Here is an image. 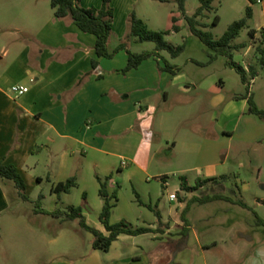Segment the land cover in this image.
I'll return each instance as SVG.
<instances>
[{"label": "crops", "instance_id": "0c3cea01", "mask_svg": "<svg viewBox=\"0 0 264 264\" xmlns=\"http://www.w3.org/2000/svg\"><path fill=\"white\" fill-rule=\"evenodd\" d=\"M190 1H186L185 9L188 15H193L200 0L193 10L189 9ZM166 4L179 8L177 0H111L115 16L110 50L126 37L132 13L150 28V22L154 19L156 24L159 18L150 16L148 7ZM81 5L101 7L102 0H82ZM251 9L254 17L255 11ZM174 12L167 13L166 23L174 18L179 21ZM54 14L45 19V25L36 35V51L26 47L10 66L0 65V163L18 168L28 196V200H24L13 181L0 177V215L8 214L6 221L16 229L36 231V227L25 220L28 212H25L23 201L35 202L37 207L33 214L50 217L53 223L59 222L60 227L68 221L49 213L81 206L83 215L87 216L86 223L108 234L100 221L89 220L86 206L93 208L92 214L99 217L104 203L98 177L111 176L110 193L120 185L127 192L126 198L119 196L115 202L111 223L127 221L151 232L141 236L122 234L108 252L93 248V258L86 264H209L206 256L193 259L186 256L191 241L185 251L174 255L172 242L181 238L185 225L183 211L195 196L190 193L181 200L178 196L180 186L169 192L166 174L151 172L156 163L165 165L158 159L161 143L155 144L153 138L161 140L164 122L170 119L173 122L169 114L161 112L170 100L169 88L178 84L181 97L191 90L184 82L186 77L182 69L179 67L180 71L172 75L156 67L150 58L137 69L124 73L128 64V54L124 50L113 58L98 59L99 66L94 69L96 37L82 32L70 19H58ZM11 54L4 49L0 60L9 59ZM13 85L27 86L29 92L15 97L9 91ZM237 99L226 105L221 118L239 113L258 117L250 112L245 97ZM211 103L214 108L220 107L224 98L213 97ZM239 103L241 108L236 107ZM163 139L173 153L179 142L172 141L171 145L168 137ZM198 151V160L207 161L206 151L200 147ZM224 164L215 156L213 162L199 170L195 181L227 176L219 170L225 168ZM71 177L77 178L78 187L58 197L55 188ZM171 194H176L177 199L172 201ZM73 195L76 202H67ZM12 202L16 203L15 207ZM195 204L199 203L189 206L186 216L189 226L191 208ZM3 227L0 224V234ZM57 242V238L52 240L54 246ZM158 247L161 255H146ZM102 251L106 254L103 258ZM56 262L53 263L61 264ZM239 263L264 264V246L256 255Z\"/></svg>", "mask_w": 264, "mask_h": 264}, {"label": "rangeland", "instance_id": "374dc122", "mask_svg": "<svg viewBox=\"0 0 264 264\" xmlns=\"http://www.w3.org/2000/svg\"><path fill=\"white\" fill-rule=\"evenodd\" d=\"M197 4V0H191L189 9L193 10ZM248 6L253 8L255 16L234 41V45L246 46L235 51L233 57V61L248 72L250 68L257 72L254 77L248 74L247 84L243 82L240 72L228 65L227 57L219 55L211 60L215 52L191 33L186 17L178 7L168 4L148 7L150 16L159 18L156 24L154 19L150 22V29L170 30L171 33L166 36L167 41L175 45L185 43V50L180 56L173 58L167 51L161 52V55L182 69L186 77L184 82L191 88L184 97L178 91V84L169 88L170 100L161 112L169 114L168 117H172L173 122L171 119L164 122L161 140L152 137L155 144L161 143L158 159L165 165L158 166L156 163L157 166L151 172L166 174L170 183L169 192H173L180 186L181 175L187 177L192 186L195 185L199 170L213 162L216 156L225 162V168L219 169L220 172L227 173L225 181L222 180L225 187L209 184L207 188L192 195L200 197L222 193L246 205L243 207L217 200L192 206L188 229L191 247L186 256L190 259L206 256L209 264H214L215 260L219 261L218 264H241L239 261L256 255V251L264 246V225L258 222L260 219L264 221V116L239 113L224 119L220 117L228 103L248 96L264 112V64L259 51L262 47L261 32L264 29V0L261 3L256 0L216 1L214 9L202 18V22L206 24L202 30L210 32L214 39H220L233 22L246 17ZM174 10L179 18L176 23L181 29L179 32L173 31V20L169 23L165 21L167 13ZM53 14L51 0H0V57L4 49L12 53L9 59L0 60V65L10 66L13 59L22 54L26 47L36 51V35L45 25V19ZM216 16L220 20L214 25ZM251 29L258 31L255 37L251 36ZM129 49L134 53L154 51L155 44L132 40ZM152 61L156 67L164 65L156 58ZM218 96L224 98V103L214 108L211 99ZM241 105L239 103L236 107L241 108ZM167 137L171 140V145L172 141L179 142L173 153L169 152L171 146L163 139ZM199 147L206 151L207 161L198 160ZM125 194L127 192L122 185L118 186V198H126ZM67 202L74 204L75 196L67 198ZM94 202L92 200L93 206ZM23 203L25 212H28L25 220L35 226L36 231L16 229L6 221L8 214L0 215V224L4 226L0 234V264H55L54 260L61 264L90 262L95 252L93 236L78 224L79 221H68L60 227L59 222L53 223L50 217H36L33 214L37 207L35 202ZM15 206L16 203L12 202V207ZM86 208L90 212L89 220L100 223V215L97 218L92 214L93 208L88 205ZM15 218L13 219L16 220ZM21 221L17 222L22 223ZM55 238L59 241L56 246L52 243ZM215 241L218 242L217 245ZM207 244L210 247H200ZM155 253L162 254L159 247L146 255L154 256ZM100 255L103 258L106 254L102 251Z\"/></svg>", "mask_w": 264, "mask_h": 264}, {"label": "trees", "instance_id": "16d2710c", "mask_svg": "<svg viewBox=\"0 0 264 264\" xmlns=\"http://www.w3.org/2000/svg\"><path fill=\"white\" fill-rule=\"evenodd\" d=\"M82 0H51V7L54 9V15L58 19H70L82 32L92 34L96 37L95 51L97 59L92 61L93 67L98 68L100 58H113L116 53L120 51H126L128 54V64L123 70V72H128L134 69H137L144 61L150 58H156L159 63L164 65L160 66L162 71L169 72L172 75H176L180 68L174 66L169 61L164 59L161 55V52L167 51L173 58L180 56L185 50V43L182 45H175L166 40L171 31L170 30H152L148 27L146 22L140 19L135 13H132L128 20V33L126 37L120 41L117 46L110 50L109 42L113 34L114 27V16L115 11L111 6V0H102L101 7H91L85 8L81 5ZM187 0H177L179 9L183 12L186 17L191 33L201 39V41L208 46L211 50L215 52V55H212L211 60H214L217 56H225L229 59L228 65L232 68L237 69L242 75L243 82L248 83V74H251L253 77L257 75V72L250 68L249 72L242 66L238 65L233 61L234 52L239 51L244 48L246 45L238 44L234 45V41L240 36L242 31L248 27L249 20L253 17V12L251 7H247L246 17L233 22L224 33L220 39H214L213 35L210 32L203 31L202 28L206 27V24L202 22V18L206 16L207 12H210L214 9V3L219 0H200V6L196 12L189 16L186 14L185 3ZM220 18L216 16L213 24H218ZM174 32H179L181 29L176 25L178 19L174 18ZM258 31L255 29L250 30L252 37H255V34ZM262 35V47L259 48L261 53V62L264 64V29L261 32ZM138 41L141 43H154V51H144L141 53H134L129 49V43L132 41ZM249 86V85H248ZM248 100L250 107V112L256 114L260 117L264 116L262 112L253 102L251 96L245 97ZM18 168L13 165H4L0 163V177L4 179L11 180L18 187L19 194L24 200H28L26 195V186L23 182L21 175L18 173ZM227 176H222L220 178H207L197 180L195 185H190L187 177L181 176L180 179V191L178 196L183 200L186 194L194 193L199 191L203 186L206 185H220L225 187L224 182ZM112 177L108 176L105 178L98 177L100 183V196L103 199V209L100 214L101 224L104 225L108 234L101 232L100 230L89 226L86 223V218L83 215V207H70L68 211L61 212L55 211L49 213L52 216L57 218H62L64 221H72L79 219L81 227L86 231L90 232L93 235V248L103 250L108 252L112 244L119 238L122 234L127 235H140L151 232L148 228H136L127 221H121L117 224L110 222V217L112 215V210L116 205L118 200L117 188L114 189L112 193L109 191V182ZM223 180V181H222ZM77 178L71 177L64 183H59L55 188V193L60 197L62 193H69L71 190L77 186ZM183 193V195H182ZM225 200L232 202L234 204H239L243 207L246 205L243 202L235 201L230 196H225L222 193H217L213 195H203L195 196L190 199L187 203L186 208L183 211V221L185 225L181 230V238L177 241L172 242L174 244L173 251L174 253L181 252L186 249L188 246V229L189 224H187V213L189 211V206L194 203L206 204L209 202ZM264 204V200L262 201ZM156 215L160 217V214L155 211ZM259 224L264 225L263 220L258 221Z\"/></svg>", "mask_w": 264, "mask_h": 264}, {"label": "built area", "instance_id": "2783aa9c", "mask_svg": "<svg viewBox=\"0 0 264 264\" xmlns=\"http://www.w3.org/2000/svg\"><path fill=\"white\" fill-rule=\"evenodd\" d=\"M257 3H261V0H256ZM9 91L12 95H14L15 97H20L21 95H24L26 93L29 92V87L24 86V85H13L9 88ZM123 165H126V163L124 162ZM170 199L172 201L177 199V195L176 194H171L170 195Z\"/></svg>", "mask_w": 264, "mask_h": 264}]
</instances>
